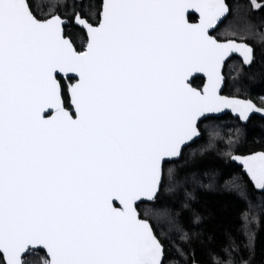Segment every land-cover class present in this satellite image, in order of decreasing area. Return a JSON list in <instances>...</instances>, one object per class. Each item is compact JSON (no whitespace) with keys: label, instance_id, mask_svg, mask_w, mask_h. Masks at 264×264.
Returning a JSON list of instances; mask_svg holds the SVG:
<instances>
[{"label":"snow or ice","instance_id":"snow-or-ice-1","mask_svg":"<svg viewBox=\"0 0 264 264\" xmlns=\"http://www.w3.org/2000/svg\"><path fill=\"white\" fill-rule=\"evenodd\" d=\"M234 13L228 0H51L46 13L0 0V264H251L264 203L225 180L239 225L201 259L191 202L216 174L177 172L207 133L192 154L238 163L264 197V151L239 153V126L226 141L212 131L229 112L264 116L243 71L264 59V30L233 28Z\"/></svg>","mask_w":264,"mask_h":264},{"label":"trees","instance_id":"trees-1","mask_svg":"<svg viewBox=\"0 0 264 264\" xmlns=\"http://www.w3.org/2000/svg\"><path fill=\"white\" fill-rule=\"evenodd\" d=\"M262 2V0H257ZM228 2L236 9L239 6V15L230 17L232 27L239 30L242 29L247 22H251L257 29L264 30V13H259L254 10H249V0H228ZM37 10L41 13L48 11V6L51 0H33ZM240 11L241 14H240ZM229 21L218 28V34L223 37V31L228 27ZM228 67L225 68L224 74L229 81V86L224 89V94H236V89L232 87V78L227 74ZM243 71L252 76L251 80L245 79L248 84L247 95L253 98L254 102L259 103V97L264 96V59L258 60L252 67H244ZM199 83V81H198ZM244 90H241V98L244 96ZM209 123V122H205ZM218 127L212 131L219 132V136L224 141L229 135H232L235 127L239 126L242 129V140L239 146V153L250 154L256 151H264V119L257 116L251 119V122L246 126L236 120L231 115L223 116L219 121L214 122ZM198 141L192 145V148L184 150L183 160L177 162L182 165L177 169L179 175L186 172L195 171L203 177L206 172H215L216 184L213 188L207 189L196 187L193 195L195 199L191 202V209L200 214L201 223L196 229L200 233V238L194 241V246L197 250V255L201 259H205L207 253L212 249H218L219 246L226 242V237L229 233L236 234V228L239 225L238 214L243 202L237 198L234 192L226 190L224 181L231 179L233 175L242 176L243 182L246 184L250 194L254 199H259L264 203V197L259 196L258 192L253 191L252 184L248 177L243 173L242 169L232 161L227 160L216 151H197L192 154V149L198 148V145L205 143L207 140ZM224 143L217 138V147H224ZM174 166L172 164L165 167ZM164 202L174 203L177 208H180L181 197L174 200L168 195L163 197ZM192 211L184 210L182 215L183 222L191 227L190 219ZM155 223V221H153ZM161 228L167 230L166 224L160 222ZM44 255L43 252L40 253ZM251 264H264V215L261 216V225L256 230V239L254 251L251 255Z\"/></svg>","mask_w":264,"mask_h":264},{"label":"rangeland","instance_id":"rangeland-1","mask_svg":"<svg viewBox=\"0 0 264 264\" xmlns=\"http://www.w3.org/2000/svg\"><path fill=\"white\" fill-rule=\"evenodd\" d=\"M257 3H261L259 1H257ZM240 10V9H239ZM242 11H240L241 14ZM236 70H237V62L233 61L229 66H228V70H227V74L230 78L234 77L236 75Z\"/></svg>","mask_w":264,"mask_h":264},{"label":"water","instance_id":"water-1","mask_svg":"<svg viewBox=\"0 0 264 264\" xmlns=\"http://www.w3.org/2000/svg\"><path fill=\"white\" fill-rule=\"evenodd\" d=\"M223 24V23H222ZM222 24H219L218 25V28L222 25ZM225 70V69H224ZM224 94V93H223ZM227 111V110H226ZM227 115H231V116H233L230 112L227 114ZM223 116H226V115H223ZM222 116V117H223ZM255 116H257V117H259V118H262V119H264V116H262L261 114H254L253 115V117H255ZM234 117V116H233ZM252 117V118H253ZM235 118V117H234ZM256 152H260V151H256ZM253 153H255V152H253ZM250 154H252V153H250ZM250 154H245V155H250ZM233 163H235L238 167H240L239 165H238V163H236V162H233ZM241 168V167H240ZM242 169V168H241ZM243 171V170H242ZM244 173V172H243ZM246 175V174H245ZM247 176V175H246ZM249 179V178H248Z\"/></svg>","mask_w":264,"mask_h":264}]
</instances>
